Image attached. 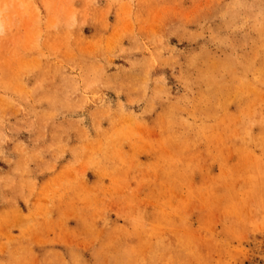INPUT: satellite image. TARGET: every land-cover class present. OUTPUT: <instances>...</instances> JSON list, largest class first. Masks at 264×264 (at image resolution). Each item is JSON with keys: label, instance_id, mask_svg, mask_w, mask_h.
<instances>
[{"label": "rangeland", "instance_id": "rangeland-1", "mask_svg": "<svg viewBox=\"0 0 264 264\" xmlns=\"http://www.w3.org/2000/svg\"><path fill=\"white\" fill-rule=\"evenodd\" d=\"M0 264H264V0H0Z\"/></svg>", "mask_w": 264, "mask_h": 264}]
</instances>
